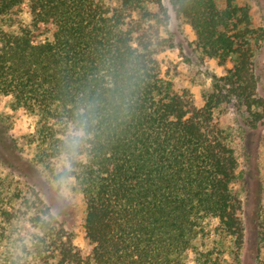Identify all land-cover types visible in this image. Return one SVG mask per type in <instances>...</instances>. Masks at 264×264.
<instances>
[{"label":"trees","instance_id":"1","mask_svg":"<svg viewBox=\"0 0 264 264\" xmlns=\"http://www.w3.org/2000/svg\"><path fill=\"white\" fill-rule=\"evenodd\" d=\"M164 1L0 0V95L34 119V165L82 195L91 246L83 256L34 187L0 175V264H221L222 250L205 248L210 237L242 247L238 151L220 119L232 104L250 113L260 104L263 32L236 0H168L199 57L229 65L196 107L158 60ZM71 128L85 138L65 171ZM258 247L264 264V213Z\"/></svg>","mask_w":264,"mask_h":264},{"label":"rangeland","instance_id":"2","mask_svg":"<svg viewBox=\"0 0 264 264\" xmlns=\"http://www.w3.org/2000/svg\"><path fill=\"white\" fill-rule=\"evenodd\" d=\"M250 8L254 26L263 32V39L255 47L254 73L257 79L256 97L260 104L252 113L237 103L222 114L220 124L233 133L239 167L234 183L241 202L240 218L244 226V243L239 251L224 238L210 237L207 249L222 250L221 264H256L259 257L258 220L264 213V0H236ZM170 23L161 32L167 39L158 60L165 78L171 80L174 90L185 94L196 107L203 105L202 90L210 87L213 76H221L229 65L220 66L215 59L201 58L194 50V34L182 18L173 12L168 0ZM222 7L225 0H219ZM19 21L29 23L26 7ZM4 28L13 30L4 24ZM34 130V119L15 109L10 97L0 95V175L20 186L35 188L44 203L50 205L66 229L72 234L75 248L83 255L90 254L91 246L85 236L86 205L72 181L66 184L53 181L50 175L33 162L34 151L26 136ZM263 251V250H262ZM264 252H261V257Z\"/></svg>","mask_w":264,"mask_h":264},{"label":"clouds","instance_id":"3","mask_svg":"<svg viewBox=\"0 0 264 264\" xmlns=\"http://www.w3.org/2000/svg\"><path fill=\"white\" fill-rule=\"evenodd\" d=\"M85 138L83 128H71L66 139V146L68 151L61 156L60 167L65 171H71L72 157L74 156V150L80 145L81 141ZM70 179V178H68ZM62 182L66 184V180L62 178Z\"/></svg>","mask_w":264,"mask_h":264}]
</instances>
